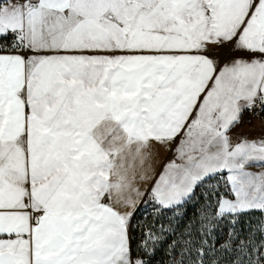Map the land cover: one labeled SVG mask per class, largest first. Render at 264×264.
Listing matches in <instances>:
<instances>
[{"label":"snow or ice","instance_id":"snow-or-ice-1","mask_svg":"<svg viewBox=\"0 0 264 264\" xmlns=\"http://www.w3.org/2000/svg\"><path fill=\"white\" fill-rule=\"evenodd\" d=\"M253 167L264 0H0V264H264Z\"/></svg>","mask_w":264,"mask_h":264},{"label":"trees","instance_id":"trees-1","mask_svg":"<svg viewBox=\"0 0 264 264\" xmlns=\"http://www.w3.org/2000/svg\"><path fill=\"white\" fill-rule=\"evenodd\" d=\"M204 199L200 197L194 198L188 205H186L185 209L180 210V212L174 216H169L168 218L161 220L160 218H156L154 216H150L148 221L149 225L155 223V227L159 228L161 224L167 227L170 223L173 226L179 224V230L183 231L185 227L191 223H193L198 215V212L204 206ZM186 212V214H185ZM156 218V219H155ZM249 219L255 223L258 219V215H253L251 217H245L243 220V224L246 226ZM167 250L165 248H161L155 255L153 259V264H168V257L166 254Z\"/></svg>","mask_w":264,"mask_h":264},{"label":"rangeland","instance_id":"rangeland-1","mask_svg":"<svg viewBox=\"0 0 264 264\" xmlns=\"http://www.w3.org/2000/svg\"><path fill=\"white\" fill-rule=\"evenodd\" d=\"M255 122H256V120L253 122V124ZM246 125H250V124H246ZM200 191L201 190H198L197 191V197L199 196ZM142 213H143L142 215L141 214H138L137 217H136V219L140 223L141 226H144V225H149L148 224V221L150 219V216H154L156 218H160L161 220H164V219L168 218L169 216H174V215L178 214L179 212L169 211L165 215L158 216L157 214H155L154 212H152L150 208H142ZM134 235L137 238H139V236H140V228H137V231L134 233Z\"/></svg>","mask_w":264,"mask_h":264},{"label":"crops","instance_id":"crops-1","mask_svg":"<svg viewBox=\"0 0 264 264\" xmlns=\"http://www.w3.org/2000/svg\"><path fill=\"white\" fill-rule=\"evenodd\" d=\"M253 126H255L256 130L255 131H251L249 133V135L252 136V137L259 136L260 135V131H259V121L258 120H256V122L254 124L253 123H251L250 125L244 124L243 127L245 129H248V128H251ZM249 170L257 172V171H261V170H264V169H261V168H258V167H253V168H250ZM157 171H159V167L157 168Z\"/></svg>","mask_w":264,"mask_h":264},{"label":"built area","instance_id":"built-area-1","mask_svg":"<svg viewBox=\"0 0 264 264\" xmlns=\"http://www.w3.org/2000/svg\"><path fill=\"white\" fill-rule=\"evenodd\" d=\"M244 119H245V124H251V123H253L256 119H252L251 120V123H249L248 121H249V116L247 115V114H245V117H244Z\"/></svg>","mask_w":264,"mask_h":264}]
</instances>
